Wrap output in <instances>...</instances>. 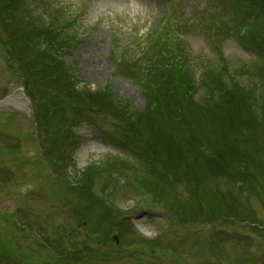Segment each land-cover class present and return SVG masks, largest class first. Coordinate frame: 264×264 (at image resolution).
I'll return each mask as SVG.
<instances>
[{"label":"rangeland","instance_id":"obj_1","mask_svg":"<svg viewBox=\"0 0 264 264\" xmlns=\"http://www.w3.org/2000/svg\"><path fill=\"white\" fill-rule=\"evenodd\" d=\"M62 2L73 10L78 5L84 9L79 22L91 28L92 33L82 38L71 53L69 46L56 62L31 47L27 40L8 43L6 35L0 32L3 40L2 47L0 45V110L17 115L12 132V125L0 124V148L10 151L0 155V181H6L11 191L9 198L4 200L1 186L0 220L6 218L2 213L13 212L14 217H18L19 227H29L28 234L20 233L25 234L23 237L13 233L0 235L13 239L11 245L0 240V255L12 259L11 262L0 261V264H38L34 261L43 260L44 264H264V106L254 117L247 115L241 106L246 91L254 94L250 104L255 96L258 103H264V53L252 50L251 46L253 54L250 53L236 36L217 39L219 46L201 37L191 39L193 55H204L210 64L217 62L218 54L221 55L218 51H222L227 63L223 68L216 66L220 71L216 67L214 70L219 73L218 80L224 83L220 90L221 100H226L219 103L221 113L217 120L196 119L199 116L197 105L202 107V104L197 96L188 95L197 104L191 105L189 112L194 116L193 121L175 113L172 116L175 123L171 119L162 128L168 141L191 145L190 153L176 157L180 159L179 164L172 163L167 158H171L173 152L162 147L161 133L151 134L146 125L140 124L133 125L138 132L135 134L130 126L133 120L125 119L128 123L124 124L112 109L114 103H118L130 111L135 122L145 110L157 108L151 107L153 102L147 103L144 90L137 82L116 72L109 54L114 31L124 35L128 32L143 34L145 27L160 16L162 2ZM198 2L195 0L194 5ZM248 38L251 44L258 36L252 34ZM257 44L264 52V38ZM31 50L40 54L37 61ZM230 80L238 84L240 100L226 90L231 88ZM167 82L177 84V73L164 76L161 84ZM24 83L37 102L40 100L38 89L43 91L47 103L58 99L59 92L65 93L66 101L75 98L76 102H70L64 110L63 106L50 105L47 112L41 106L32 111L22 90ZM80 88L86 91L78 101ZM98 91H103L104 97L96 102L92 93ZM212 97L213 101L218 99L216 95ZM80 102L82 106L78 107ZM163 110L160 113H169ZM209 110H204V115L210 114ZM42 119L50 124L46 129ZM69 119L68 129H74L80 139L73 151L72 166L67 163L68 158L58 154L60 145L57 142L63 141L62 134L56 136L51 125H61V121ZM82 119L89 122L83 124ZM115 120L128 132L126 136L132 152L141 153L142 158L103 138L117 129ZM146 122L150 123L149 119ZM77 123L79 126L74 128ZM37 128L51 147L50 156L56 166L50 162V172L57 175V180L68 182L72 187V183L82 185L92 190L97 198L109 199L113 210H105L100 201L90 196L65 192V187L59 189L54 179L42 185V173L48 169L43 156L39 155L40 161L34 166L24 163H30L33 158L29 156L35 155L40 147ZM185 135L189 139L184 140ZM181 150L185 148L181 146ZM114 159L123 164L110 170L106 168L105 172L90 168ZM40 167L42 173L38 172ZM177 178L194 179L195 194L190 195V189L184 184L178 187ZM40 186L44 187L39 189ZM39 194L49 202L41 203L45 200L40 199ZM59 197L57 211L46 212L45 208L51 207L50 201ZM137 204H152L150 211L159 215L147 219L150 216L136 211L141 207H136ZM23 213L32 218L31 225L27 224ZM38 219L37 223L42 226L35 224ZM5 229L0 221V231ZM112 234L118 235L117 243L110 240ZM34 239L40 241L38 245ZM58 248L69 255L65 258L63 253L58 254ZM33 257L36 258L33 260Z\"/></svg>","mask_w":264,"mask_h":264},{"label":"trees","instance_id":"obj_2","mask_svg":"<svg viewBox=\"0 0 264 264\" xmlns=\"http://www.w3.org/2000/svg\"><path fill=\"white\" fill-rule=\"evenodd\" d=\"M34 1L38 7L44 8L42 14L38 15L35 13L33 5L31 7L23 6L20 9L15 8L8 13V23L18 22L17 24H19L25 22L24 25L20 24V29L18 30L20 36H27V28L31 29L34 34L30 37L31 43L39 38V42H43L47 46L48 53H46V56L48 57L58 54L60 56L65 53L63 51L69 46L72 49L75 46L74 44L80 43V24L76 25L74 15H66L63 9L53 5L54 0H47L44 4L38 2V0ZM241 10L243 23L245 24L247 18L253 14L264 15V0H245L239 4L237 13L239 14ZM202 14L199 13L195 17H187L182 13L176 14L175 8H168L164 10V13H160L156 20L145 27L146 30L143 34H128V43L124 42L121 44L116 37L112 41L111 61L116 68V72L118 71L119 75L124 78L137 82L144 90L147 103L152 104L153 102L154 105H151V107L157 106V108L155 107L156 110L154 108L145 110L135 122L130 111L125 110L124 107L114 105L112 109L116 111L118 118L124 124L128 123L125 119L133 120V124L130 126L135 134L138 132L134 130L133 125L140 124L146 125L151 134L154 132L161 133L162 147L169 148L174 153L170 154L171 158H167L172 163L179 164L180 159L178 160L176 157L182 153H190L191 145L189 142H180L178 144L168 141L162 134V128L171 119L174 122L172 116L175 113L183 118L181 115V111L184 108L183 102L190 101L191 105H197L188 98V95L197 96L202 104V107L197 105L199 116L196 119L205 117L206 119L213 118L217 120V116L221 113L219 103L222 100H226H221L220 90L224 83L218 80V71L211 69V64L206 62L205 58L200 57L195 61L191 47L186 41L187 35L192 33V29L199 25L193 24L192 20L200 17V21H202ZM258 30L259 27H256V31ZM213 33L216 37H219L217 31ZM12 40L17 39L13 38ZM33 44L37 46V44ZM201 59L205 60L206 64L198 65ZM174 72L177 73L178 83L167 82V84L162 85V78L170 76ZM232 82L233 80H230L231 88L229 87L230 89L226 90L231 91V94L234 93L233 98L240 100L238 84ZM205 91H207L206 94ZM210 94L216 95L218 99L213 101L214 98ZM103 95V91L92 93L96 102L102 100ZM244 98L245 95L243 96ZM241 106L242 109H245L244 100L241 101ZM163 109H167L169 113H160V111H164ZM206 109H211L208 111L210 114H203ZM147 115H153V117L150 118ZM148 119L150 123L146 122ZM193 119L194 116L191 114L190 121H193ZM115 127H117V129H114L115 140L119 145H122L121 147L132 151L126 136L128 132L124 131L117 124V121ZM187 139L189 138L185 135L184 140ZM181 146L185 148L184 151L181 150ZM174 170L176 171V169Z\"/></svg>","mask_w":264,"mask_h":264}]
</instances>
